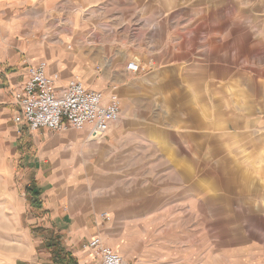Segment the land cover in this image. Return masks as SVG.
I'll use <instances>...</instances> for the list:
<instances>
[{"label":"rangeland","instance_id":"1","mask_svg":"<svg viewBox=\"0 0 264 264\" xmlns=\"http://www.w3.org/2000/svg\"><path fill=\"white\" fill-rule=\"evenodd\" d=\"M108 2L122 38L101 44L99 64L109 60L136 82L147 80L128 94L116 90L121 113L109 132L120 136L85 143L86 134L71 131L90 152L60 140L42 174L32 162L65 133L30 132L31 151L12 147L0 168L3 159L20 197L53 174L66 193L59 213L69 210L80 227L100 229L127 264H264V0ZM232 38H246L245 53L228 51L237 46ZM256 38L263 46L257 52ZM176 54L183 58L177 74L166 61ZM16 123L20 136L25 124ZM55 162L63 163L57 171ZM46 196V215L21 198L20 220L0 202V264H53L46 240L55 233L43 228L53 206ZM30 228L29 241L21 229ZM85 242L75 248L77 261Z\"/></svg>","mask_w":264,"mask_h":264},{"label":"crops","instance_id":"2","mask_svg":"<svg viewBox=\"0 0 264 264\" xmlns=\"http://www.w3.org/2000/svg\"><path fill=\"white\" fill-rule=\"evenodd\" d=\"M16 1L18 0H8L6 3H2L3 5L0 4V142L3 146L0 156L2 155V157L9 154V149L16 148V146L26 154V150L31 144L28 140L22 139V134L18 136L17 130L11 127V123L17 125L18 120L22 122L13 94L25 82L31 66L45 62L46 73L54 81L55 89L58 92H62L74 77L79 78L87 89L94 91L106 92L110 87L116 86V90L120 89L121 95L130 93L134 85L147 81L145 76H142L136 82L133 75L127 72L122 65L112 68L109 60L106 65L99 64L105 58L101 44L112 42L113 38H122L114 29L117 25L115 23L113 25V20H117L118 14L113 17V9L109 7L111 4L108 0H95L91 5L83 4L81 0H57V3H51L50 0H34L33 2L24 0L21 3ZM27 5H31L32 10L24 11L23 7ZM88 6L93 8H88ZM89 17H92L93 20H89ZM236 39L238 40L236 41ZM96 43L100 45L95 46ZM230 43H235L237 46L228 47V51H244L245 53L246 38H232ZM255 44V52L261 51L262 40L256 38ZM244 58L246 57L244 56ZM180 60L183 58L177 54L166 58L176 74L179 72V68L183 67L181 66L183 62ZM203 60L206 59L202 58L201 61ZM245 63L241 64L245 65ZM159 64L164 65L165 63L160 61ZM211 75L214 76V74ZM212 76L211 79H213ZM177 79L175 77L176 82ZM109 131L105 137L115 140L120 136L115 129L111 130V133ZM39 132L53 134L45 130L35 133ZM70 132L60 138L51 139L46 145V149L41 152L39 160L34 156V159L38 161L34 160L32 164L38 172L45 174L49 170L47 165L51 166L54 162L49 148L53 150L58 147L60 150V140L69 141L74 146L73 149L80 147V150H84L86 154L90 152L88 146L85 147V143L92 142V140L87 138L83 143L84 137L79 138L80 135L68 134ZM5 140H9L7 145ZM101 141L97 140L99 143ZM45 155L46 158L43 159ZM2 161L0 202H2V207L5 204L3 210H6V215L9 212L7 210L12 209L13 219L18 217L20 220L26 212L24 203L21 205V198L26 201V196L20 197L12 187L13 185L9 181L10 170L6 167L3 159ZM62 164L55 162V171L59 170ZM52 176L48 177L44 184L28 187L38 193L37 199L42 203V211L39 213L43 212V209H45V215L48 213L41 199L43 194H46L53 204L49 222L43 228L52 229L56 235L60 236L64 249L75 258V248L79 243L82 240L87 241L92 237H99L101 230L98 228L94 230L87 225L84 228L80 227L69 210L63 214L59 213L57 207L65 202L66 193L64 188H58L57 180L53 181ZM31 228L29 231L21 229L22 234L26 235L29 241L33 238ZM23 238L26 241V237ZM105 241L108 240L105 239ZM75 259L77 261V258ZM78 259L77 264L92 263V258L88 253ZM46 261L42 260L41 264H52L51 261ZM35 264H40L39 259H36Z\"/></svg>","mask_w":264,"mask_h":264},{"label":"built area","instance_id":"3","mask_svg":"<svg viewBox=\"0 0 264 264\" xmlns=\"http://www.w3.org/2000/svg\"><path fill=\"white\" fill-rule=\"evenodd\" d=\"M46 69L45 62L31 66L25 82L13 94L28 130L56 134L74 131L86 134L93 142L104 139L111 125L120 118L121 104L116 87H111L109 92L94 91L74 77L58 92ZM129 70L137 71L138 67L131 64ZM83 248L91 256V264H127L100 237L87 240Z\"/></svg>","mask_w":264,"mask_h":264},{"label":"trees","instance_id":"4","mask_svg":"<svg viewBox=\"0 0 264 264\" xmlns=\"http://www.w3.org/2000/svg\"><path fill=\"white\" fill-rule=\"evenodd\" d=\"M30 131L25 126L22 129V139L25 141L27 138H29ZM32 147L29 145L28 150L31 151ZM25 196H26V202H28V206L36 209V211H42V203L38 201V193L34 192L33 188H26L25 189ZM46 243L48 244L46 248L50 251L52 254V261L53 264H77L76 259L72 256L71 253L67 252L61 243V238L58 235L50 236Z\"/></svg>","mask_w":264,"mask_h":264}]
</instances>
